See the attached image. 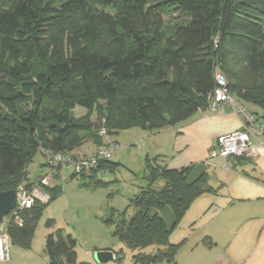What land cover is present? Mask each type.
Listing matches in <instances>:
<instances>
[{"label":"trees","instance_id":"obj_1","mask_svg":"<svg viewBox=\"0 0 264 264\" xmlns=\"http://www.w3.org/2000/svg\"><path fill=\"white\" fill-rule=\"evenodd\" d=\"M167 15L178 22L165 33ZM216 67L234 96L264 109V0H0V193L32 187L28 167L40 151L104 146L101 126L111 136L191 120L209 108ZM76 106L89 113L75 118ZM159 159L145 156L147 186L131 200L133 217L114 215L129 249L157 248L139 253L136 264L176 263L186 240L172 244L173 229L195 200L217 193L209 172L188 184L196 164L170 169ZM115 167L105 160L72 178H98ZM45 190L51 202L61 185ZM49 203L10 213L13 241L29 242ZM167 206L176 217L171 229L161 216ZM76 245L61 231L49 235L50 264H87L78 262Z\"/></svg>","mask_w":264,"mask_h":264},{"label":"crops","instance_id":"obj_2","mask_svg":"<svg viewBox=\"0 0 264 264\" xmlns=\"http://www.w3.org/2000/svg\"><path fill=\"white\" fill-rule=\"evenodd\" d=\"M197 114L189 121L149 133L150 148L145 141L148 131L142 130L144 138L139 142L143 154L149 155L152 150L160 158L159 163L170 169L206 163L217 138L241 126L240 116L231 105H226L223 111L207 109ZM86 149L90 151L85 153ZM97 151L87 142L72 154L83 158ZM38 155L42 162L33 169L31 165L28 167L31 182L50 172L41 151L34 160ZM260 159L264 161L263 157H256L249 163L214 164L227 173L217 182V193L202 195L186 213L196 214V219L176 264H264V163ZM32 171L36 172L34 176ZM38 171H41L39 176ZM56 185L59 182L54 175L51 187ZM206 240L209 245L205 244Z\"/></svg>","mask_w":264,"mask_h":264},{"label":"rangeland","instance_id":"obj_3","mask_svg":"<svg viewBox=\"0 0 264 264\" xmlns=\"http://www.w3.org/2000/svg\"><path fill=\"white\" fill-rule=\"evenodd\" d=\"M164 32L168 33L177 22L173 16H165ZM236 102L243 104L250 110L257 111L259 108L253 104L240 101L233 95ZM89 113L88 110L76 106L72 114L75 118H81ZM92 121L96 120V110L93 111ZM198 116V114L196 115ZM104 126L99 128V135L105 145L118 143L120 148L113 151L110 159L116 164L113 171L98 175V178L81 176L73 179V170L63 168L59 173V185L61 193L56 199L45 206L41 216L35 221L34 231L27 243L21 240L13 241L10 249V259L0 264H50L45 248L49 235L59 231L65 237L73 236L76 240V252L78 262L87 264H136L135 257L139 253H155L156 247L146 249L131 250L116 235L117 221L114 215L120 214L126 220L131 219L135 214L131 200L147 186L145 179V155L141 151L139 142L143 137L142 129L133 128L122 130L118 134L109 136L101 134ZM107 131V130H106ZM151 132L145 136V141L150 148ZM89 143V142H88ZM94 149L98 148L94 145ZM93 148V147H92ZM99 149V148H98ZM85 150V153L89 152ZM150 158H156L152 150ZM263 163L264 161L260 159ZM42 162L41 155L30 164L33 169ZM214 163L223 164V159H215ZM229 162V161H227ZM209 174L212 178L210 184L217 190V182L222 180L227 173L226 170L218 166L211 165ZM32 176L36 172L32 171ZM41 171L37 172L39 176ZM199 212H197L198 214ZM113 215V216H112ZM8 217V216H7ZM7 217L4 218L2 226L6 230ZM110 218V219H109ZM196 214L185 215L170 235V242L178 244L186 240L189 231L194 226L193 222ZM21 221V218L17 219ZM98 252H111L114 258L100 262L96 259ZM117 257L119 259H117ZM153 264H173V263H153ZM176 264V263H174Z\"/></svg>","mask_w":264,"mask_h":264},{"label":"built area","instance_id":"obj_4","mask_svg":"<svg viewBox=\"0 0 264 264\" xmlns=\"http://www.w3.org/2000/svg\"><path fill=\"white\" fill-rule=\"evenodd\" d=\"M216 85L208 96L209 110L223 111L226 105H231L240 116L241 126L238 130L217 138L214 146L209 152L208 166L214 165L213 160L223 159L228 161L231 158H264V109L253 111L235 101L229 88L226 75L219 67L215 69ZM101 134H107L106 129H102ZM118 143L104 145L97 153L91 157L77 158L68 153H57L51 150H44L42 154L45 158L46 167L50 172L43 178H38L32 182L31 188L22 185L16 191V208L12 211L15 215L30 209L35 202L39 201L47 204L51 196L46 192V187H51V181L58 168H71L73 173L91 174L98 169L101 163L109 160L113 151L119 149ZM107 173V171H105ZM13 240L5 228L0 226V263L10 259V249Z\"/></svg>","mask_w":264,"mask_h":264},{"label":"water","instance_id":"obj_5","mask_svg":"<svg viewBox=\"0 0 264 264\" xmlns=\"http://www.w3.org/2000/svg\"><path fill=\"white\" fill-rule=\"evenodd\" d=\"M208 173V165L205 162L196 165L195 169L188 177V184L193 185ZM16 208V191L10 190L0 193V219L6 218ZM161 216L166 219L168 228L171 229L176 223L173 210L167 206ZM114 258L111 252H98L96 259L100 262L109 261Z\"/></svg>","mask_w":264,"mask_h":264}]
</instances>
